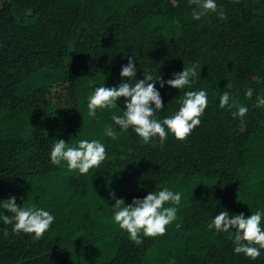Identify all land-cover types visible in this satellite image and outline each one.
<instances>
[{"label": "trees", "instance_id": "trees-1", "mask_svg": "<svg viewBox=\"0 0 264 264\" xmlns=\"http://www.w3.org/2000/svg\"><path fill=\"white\" fill-rule=\"evenodd\" d=\"M217 3L225 19L191 18L177 42L191 0H0V200L15 196L18 206L55 216L40 239L0 222V264H73L74 257L78 264H264V250L255 260L236 254L227 234L207 227L222 209L264 210V107L254 106L264 95V0ZM133 54L136 79L150 72L166 80L196 67L191 89L155 85L160 118L185 91L206 90L208 106L185 139L145 144L131 128L116 140L105 136L123 97L88 117L92 88L118 84ZM223 90L231 110L218 107ZM240 104L248 112L233 118ZM80 138L105 144L99 167L79 175L49 162L55 139ZM163 187L182 192L163 235L136 244L107 220L110 192L130 203Z\"/></svg>", "mask_w": 264, "mask_h": 264}, {"label": "clouds", "instance_id": "clouds-1", "mask_svg": "<svg viewBox=\"0 0 264 264\" xmlns=\"http://www.w3.org/2000/svg\"><path fill=\"white\" fill-rule=\"evenodd\" d=\"M194 5L191 14L184 20L179 28L176 41L183 36L184 25H188L190 19L199 21L208 13H214L221 20L226 18L224 8L218 5L217 0H191ZM136 58L134 54L127 57V63L121 65L118 84L106 87L104 83L92 88L87 97V115L90 118L97 116V110L111 109L117 106V100L124 98V108H120L121 114L111 113L113 126L104 128V135L116 140L119 133L127 132L129 128L137 134L141 142L147 144L159 140L161 145L169 135L177 140L185 139L192 129L200 124V117L208 106V96L204 88L199 90H187L180 96L176 103L178 108L170 115L162 118L158 116L164 108L159 88L168 85L175 89H191L197 78L195 66H183L181 71H174L171 78L163 77L150 72L143 73L142 79H136ZM127 78L124 80L123 78ZM230 87V86H229ZM244 96L247 99L253 97V88L246 87ZM230 92L223 90L219 94V108L231 110ZM255 107H264V95L257 94ZM248 112L247 104H240L231 112L233 118L244 117ZM117 127L119 132L117 131ZM105 144L101 139L80 138L73 143L64 139H55L51 143L48 157L49 162L56 166H66L69 172L84 175L90 169L97 168L106 157ZM113 203L109 205L110 215L107 220L113 226L124 231L128 239L136 244L141 243L142 237L163 235L167 226L177 220V206L181 204L182 192L173 191L170 188H155L145 196L134 197L130 203H125L123 198H118L115 192L109 193ZM55 216L43 207L29 203L18 206L16 197L10 196L0 200V222L11 225L13 233L32 234L33 239H40L50 228ZM264 210L257 208L245 216L243 212L229 214L227 209H222L213 215L207 227L217 233H225L232 241V251L243 254L249 259L255 260L264 250ZM176 227H180L177 223ZM4 235H8V229H4ZM169 264H174L173 260Z\"/></svg>", "mask_w": 264, "mask_h": 264}, {"label": "rangeland", "instance_id": "rangeland-1", "mask_svg": "<svg viewBox=\"0 0 264 264\" xmlns=\"http://www.w3.org/2000/svg\"><path fill=\"white\" fill-rule=\"evenodd\" d=\"M73 264H78V261H77L76 257H74V259H73Z\"/></svg>", "mask_w": 264, "mask_h": 264}]
</instances>
